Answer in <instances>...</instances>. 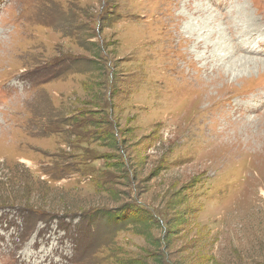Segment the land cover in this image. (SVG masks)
Returning <instances> with one entry per match:
<instances>
[{"label":"rangeland","instance_id":"1","mask_svg":"<svg viewBox=\"0 0 264 264\" xmlns=\"http://www.w3.org/2000/svg\"><path fill=\"white\" fill-rule=\"evenodd\" d=\"M170 16L205 48L179 57ZM248 59L264 0H0V264H264ZM214 68L225 84L189 95ZM181 118L198 136L175 135Z\"/></svg>","mask_w":264,"mask_h":264},{"label":"bare ground","instance_id":"2","mask_svg":"<svg viewBox=\"0 0 264 264\" xmlns=\"http://www.w3.org/2000/svg\"><path fill=\"white\" fill-rule=\"evenodd\" d=\"M190 7H191V5H190ZM198 8H196V14H198V13H200L201 15L202 14H204L203 13V11L201 10V9H198ZM244 9V8H243ZM247 10V9H246ZM243 11V10H242ZM179 14V13H178ZM190 17L191 16H188L187 18L188 19H190ZM237 19L239 20L240 19V22H242L241 21V18H236L235 19V21H234V23L236 24L237 23ZM243 19V18H242ZM170 20H171V22H172V24L170 25V29L171 30H174L175 32H173V34L171 35V37L169 38V43H170V40H171V42H177V47L182 51V55L180 56L179 55V57H182V58H187V56H190L189 54H191L192 52H187L188 51V49L186 48V46H188V45H192V47H193V50H197V51H199L200 49H202V47H204L205 48V44H203V40H201L202 38H201V35H200V31H201V28L200 29H197V26H199L200 25V22H198L199 23V25H197V24H195L194 23V21H188V24H189V27L187 28V32H186V34H188V37L186 36V35H184V34H178L177 33V30H176V28H178L179 29V26L181 25V22H183V20L185 21V19H184V17H177V20H176V18L174 17V16H170ZM208 21H209V19H207ZM214 19L212 18V21H213ZM254 19H250L249 18V20L247 19L246 20V22H245V20H244V22H245V26L244 27H242V30H247V31H249L250 30V28H255V27H257L256 25V23H255V20L253 21ZM210 24V23H209ZM237 25V24H236ZM236 27V26H235ZM238 27H241L239 24H238ZM238 27H237V29H238ZM185 29V28H184ZM186 30V29H185ZM256 30V29H255ZM247 31H242V33H244V34H246L247 33ZM185 32V31H184ZM215 32V31H214ZM205 35V34H204ZM204 38V37H203ZM211 40V39H210ZM246 42V41H245ZM231 44H233V45H231ZM180 45H181V47H180ZM208 45V44H207ZM257 47V46H256ZM261 47V46H260ZM260 47H257V48H254L253 46H252V43H244L243 42V44L241 45V44H235V43H229L228 45H227V47H226V51H230V49H236L238 52H244V53H248V54H260L258 51V49L260 48ZM207 49L209 48V45L206 47ZM185 49V50H184ZM199 54V53H198ZM220 55L221 56H224V55H222V53H220ZM195 58H198V57H195ZM245 58V57H244ZM247 62L249 61L250 63H252V62H254V63H259V62H262V65L264 66V60L263 61H261V60H258V59H256V60H246ZM247 62H245V64L247 63ZM189 66L191 67V66H194L193 64V62L192 61H190L189 62ZM225 75L222 73V72H220V73H217V69H213V71H212V76H207L206 75V78H202V79H199V80H197L196 81V83H197V88L195 87V88H193L194 87V84H192V88L190 89V90H188L189 91V95H192V94H197V99L199 100L201 97H204L205 96V93H210V90L209 89H211L212 87H216V86H218L219 84H222V85H224L225 83H224V81H225ZM203 79H205V80H208V82H209V84H204L203 82H202V80ZM220 82V83H219ZM194 90V91H193ZM186 98H188V97H186ZM205 98V97H204ZM195 101H197V100H195ZM194 102V101H193ZM208 102H210L211 103V101L209 100ZM199 103V102H198ZM199 115V113L197 114V116ZM200 119H198L197 121L200 123V121H199ZM176 121H178V120H176ZM186 120L184 119V118H181V122H180V124H182V125H180L181 126V130H178V131H176L175 132V135L176 136H181V137H194V136H198L197 135V133L198 132H196L195 130H191V120H189V122H185ZM224 130V129H223ZM222 131V130H221ZM190 134V135H189Z\"/></svg>","mask_w":264,"mask_h":264},{"label":"trees","instance_id":"3","mask_svg":"<svg viewBox=\"0 0 264 264\" xmlns=\"http://www.w3.org/2000/svg\"><path fill=\"white\" fill-rule=\"evenodd\" d=\"M136 216H137V215H136ZM122 217H123V219H128V218H129V215L126 214V215H123ZM135 218H136V217H135ZM136 222L139 223V220H137Z\"/></svg>","mask_w":264,"mask_h":264}]
</instances>
